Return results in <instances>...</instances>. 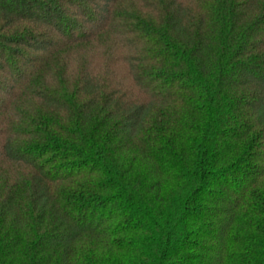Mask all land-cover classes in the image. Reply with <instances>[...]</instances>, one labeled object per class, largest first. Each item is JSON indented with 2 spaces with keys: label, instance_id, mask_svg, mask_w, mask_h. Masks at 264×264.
Instances as JSON below:
<instances>
[{
  "label": "trees",
  "instance_id": "obj_1",
  "mask_svg": "<svg viewBox=\"0 0 264 264\" xmlns=\"http://www.w3.org/2000/svg\"><path fill=\"white\" fill-rule=\"evenodd\" d=\"M0 264H264V0H0Z\"/></svg>",
  "mask_w": 264,
  "mask_h": 264
},
{
  "label": "rangeland",
  "instance_id": "obj_2",
  "mask_svg": "<svg viewBox=\"0 0 264 264\" xmlns=\"http://www.w3.org/2000/svg\"><path fill=\"white\" fill-rule=\"evenodd\" d=\"M105 40H106V37H102V40L98 41L97 45L98 46L104 45Z\"/></svg>",
  "mask_w": 264,
  "mask_h": 264
}]
</instances>
